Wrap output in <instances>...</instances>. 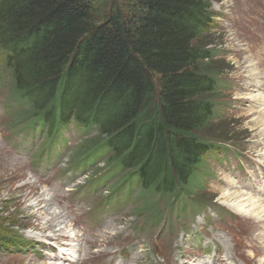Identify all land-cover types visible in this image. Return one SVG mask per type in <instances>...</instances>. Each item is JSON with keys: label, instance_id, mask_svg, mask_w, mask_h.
I'll return each mask as SVG.
<instances>
[{"label": "trees", "instance_id": "16d2710c", "mask_svg": "<svg viewBox=\"0 0 264 264\" xmlns=\"http://www.w3.org/2000/svg\"><path fill=\"white\" fill-rule=\"evenodd\" d=\"M212 1L0 0V61L11 94L28 104L24 129L94 125L98 136L75 156L106 149V168L122 167L121 182L141 181L129 217L154 219L138 226L145 231L178 200L180 212H192L191 188L229 150L207 131L224 85L207 41Z\"/></svg>", "mask_w": 264, "mask_h": 264}, {"label": "rangeland", "instance_id": "374dc122", "mask_svg": "<svg viewBox=\"0 0 264 264\" xmlns=\"http://www.w3.org/2000/svg\"><path fill=\"white\" fill-rule=\"evenodd\" d=\"M212 6L217 14L216 26L207 41L223 71L224 85L218 95L216 119L207 131L218 146L229 150L218 156L219 159L214 156L209 159L201 182H195L200 189L191 188L194 196L187 201L192 212L182 214L180 207L186 202L178 200L169 217L168 213L162 215L165 221L162 218L139 238L134 235L135 228L154 219L141 215L129 217L139 205L138 187L132 188V207L106 208L108 226L87 235V231L93 230L80 223L79 215L84 213L92 218L99 197L109 188L102 186L97 193L79 192L78 205L66 202L65 197L83 183V171L89 165L74 172L83 175L76 180L62 178L60 165L53 172L48 171L50 188H45L30 174L27 163L32 162L33 153L47 146L48 139L45 131L40 135L34 130V137L31 135L26 141V130H22L28 122L20 117L28 104L20 103L11 94L10 74L0 61V239L7 238L0 240V264H68L65 258H93L98 253L115 251L129 236H134L135 256L128 264H200L203 261L216 264L217 256L226 257L229 263L235 257L238 264H245L240 260L242 255L252 264H264V213L236 212L239 203L242 208L241 204L249 200H264V0H213ZM69 135L66 155L61 161L69 158L66 165L89 154L76 157L75 152L84 141L78 143L81 137L74 130ZM96 136L97 130L88 139ZM8 160L19 165L5 174L3 163ZM103 170H94L91 179ZM53 174L65 182L64 188ZM26 182L25 190L18 189ZM38 195H46L50 204H40ZM196 200L210 203L206 204L207 208L204 205L203 209L195 210L201 206L192 205ZM163 202L158 207H163ZM61 210L63 216L54 221L53 215ZM114 218L118 219L113 221ZM212 218L215 220L209 221ZM9 221L17 223L19 228L11 229ZM68 225L71 226L68 228ZM164 226L165 230H161ZM206 245L209 251H204ZM215 255L212 262L211 257Z\"/></svg>", "mask_w": 264, "mask_h": 264}, {"label": "bare ground", "instance_id": "6f19581e", "mask_svg": "<svg viewBox=\"0 0 264 264\" xmlns=\"http://www.w3.org/2000/svg\"><path fill=\"white\" fill-rule=\"evenodd\" d=\"M39 123V122H38ZM34 129V128H33ZM47 142V141H46ZM3 161V160H2ZM4 164V170L3 171H5V174H8V171L10 170V169H13V168H16L18 165H19V163L18 162H15V161H13V160H8V161H6L5 163H3ZM8 179H9V176H8ZM26 186H28V184H27V182L26 183H23V184H21V185H19L18 186V189H21V190H25V188H26ZM32 191V190H31ZM27 193V192H26ZM31 193H36V191H33V192H31ZM228 194V193H227ZM49 195V194H48ZM235 195V194H234ZM230 197V196H229ZM37 200H39V203L40 204H42V203H45L46 205H49L50 203H49V201H48V199L46 198V195H38V197H37ZM246 202V201H245ZM240 204V203H239ZM237 205L238 207V209H237V213H241V214H243L244 215V213L246 214L247 212H252L253 213V211H255V210H257V212H256V214L258 215V214H261V213H264V200H261V199H258V200H256V201H251V200H249V202H246V203H242L241 205H242V208H241V206L240 205ZM52 207V206H51ZM247 207H249V208H247ZM41 209H44V207H42ZM63 216V211L61 210L60 211V213L59 214H55V215H53V220L54 221H56V220H58V219H60L61 217ZM255 218V217H254ZM71 225H68V228L70 227ZM216 257V256H215ZM219 257V258H218ZM218 258V259H217ZM217 259V261H216V264H227L226 262H225V260L224 259H222L220 256H217L216 258H215V260ZM209 260H211V259H209ZM212 262H214V260L212 259L211 260ZM197 262V261H196ZM209 263H211V262H201L200 264H209ZM120 264V263H119Z\"/></svg>", "mask_w": 264, "mask_h": 264}]
</instances>
